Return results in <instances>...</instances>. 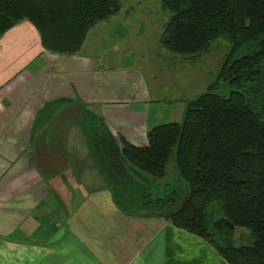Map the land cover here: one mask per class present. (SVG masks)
<instances>
[{
  "label": "crops",
  "instance_id": "1",
  "mask_svg": "<svg viewBox=\"0 0 264 264\" xmlns=\"http://www.w3.org/2000/svg\"><path fill=\"white\" fill-rule=\"evenodd\" d=\"M84 43L74 54L44 50L27 20L0 35V264H228L201 237L115 204L83 114L146 145L158 72L155 61L124 64Z\"/></svg>",
  "mask_w": 264,
  "mask_h": 264
},
{
  "label": "trees",
  "instance_id": "2",
  "mask_svg": "<svg viewBox=\"0 0 264 264\" xmlns=\"http://www.w3.org/2000/svg\"><path fill=\"white\" fill-rule=\"evenodd\" d=\"M160 2L170 12L165 49L194 54L218 37L229 41L219 77L187 102L181 122L148 128L143 146L84 113L88 152L121 210L131 213L127 192L138 189L133 214L160 216L201 237L228 264H264V0ZM119 9L120 0H0V35L27 20L44 50L74 54L94 25ZM219 79L226 93L216 91ZM171 155L181 183L155 196L151 186L166 175ZM236 226L248 230L251 243L234 244Z\"/></svg>",
  "mask_w": 264,
  "mask_h": 264
},
{
  "label": "rangeland",
  "instance_id": "3",
  "mask_svg": "<svg viewBox=\"0 0 264 264\" xmlns=\"http://www.w3.org/2000/svg\"><path fill=\"white\" fill-rule=\"evenodd\" d=\"M169 15L170 12L161 7L160 0H120L119 11L96 23L84 41L85 51L98 54L99 57L111 56V60L112 55H116L124 64L133 65L155 61L153 65L157 67L158 77L154 84L161 99L151 106L150 114L152 122L157 124L182 121L187 102L217 81L231 48L229 41L221 36L194 54L165 49L160 35ZM118 25L122 27V34L116 33L115 27ZM243 52L245 48L239 49L234 56H240ZM214 87L221 93L228 90L223 79H219ZM156 183L155 187L151 186L155 196L180 185L173 155L167 164L166 175L156 179ZM138 195V189L127 192V207L131 213L136 212L134 204ZM232 239L235 245L252 242L248 230L238 226Z\"/></svg>",
  "mask_w": 264,
  "mask_h": 264
}]
</instances>
